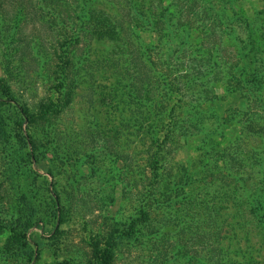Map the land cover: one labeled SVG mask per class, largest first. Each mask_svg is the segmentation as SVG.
I'll use <instances>...</instances> for the list:
<instances>
[{"label": "rangeland", "instance_id": "1", "mask_svg": "<svg viewBox=\"0 0 264 264\" xmlns=\"http://www.w3.org/2000/svg\"><path fill=\"white\" fill-rule=\"evenodd\" d=\"M118 1L97 0L98 10L107 18L109 31L113 29L114 20L122 15ZM210 2L218 8L217 14L224 15L218 26L225 27L228 10L220 8L222 5L217 0ZM6 4V0H0V83L11 92L12 104L21 103L34 112L52 102L58 110L52 114V135L47 139L49 149L43 144L40 147L44 155L39 172L22 179V184L41 214L55 187L60 197L57 213L59 216L61 212L62 216L54 229L48 226L50 229L43 231L34 227L28 232H37V243L31 241L27 253L15 247L7 248L4 244L7 233L0 235V264H91L93 244L103 243L114 229L127 228L132 219L138 217V204L143 198L150 204L155 190L162 192L154 197L156 201L162 202V195L170 200L161 208L146 207L149 224L165 226L157 235L160 243H152L156 237L151 236L146 226H141L134 236L122 239L121 245L114 249L112 264H153L158 250L161 264H264L262 109L251 103L236 114L233 121L226 123L217 121L210 110L204 118L197 117L195 134L182 140L180 149L163 152L166 154L163 164L168 168L157 180L159 185L152 188L146 185L145 178L153 172L150 168L153 141L148 134L149 119L141 118L145 114L143 94L146 92L138 95L139 78L133 80L132 91L130 78L119 70L121 61L117 51L121 42H114L111 34L106 38L81 35L73 55L78 66L77 81L70 100L64 103L67 99L63 94L55 92L56 74L48 55L54 43L50 38L55 32L50 25L52 12L34 8L24 22L21 17L18 41L4 42L6 33L2 29L8 21L5 13L13 14ZM262 19L264 21L263 15ZM141 38L149 45L157 43L154 34L141 33ZM167 38L166 35L159 45L160 50L154 51L153 56L163 61L170 58V63L174 64L171 65L174 80L177 79L174 85L181 88V95L173 93L168 106L172 108V104H177L185 109L201 102L207 94L203 85L213 77H216V92L224 98V82L220 79L224 75V63L230 60L225 53L229 42L224 39L221 49L214 44L219 50L211 51L210 75L205 72L187 81L186 74L196 72L197 66L193 64L207 56V50L197 45V31L190 33L188 42L192 45L185 49L178 48L177 42H183L181 37ZM165 42H174L171 46L176 49L174 54L166 48ZM191 59L192 65H189ZM262 66L264 70V59ZM170 78L153 71L150 83L158 86L156 92L161 94ZM132 94L140 99H131ZM148 95L149 92L146 97ZM178 97L181 101L175 103L174 98ZM242 100L238 94L231 98L227 95V99L221 101L208 96L204 106L208 109L216 106L222 111L229 105H243ZM257 109L260 119L255 117ZM23 128L26 129V124ZM45 134L37 131L35 135L45 138ZM15 158L17 164L18 157ZM5 159L0 154V221L11 218V211L16 210L18 203L12 199L15 197V166L9 169ZM48 169L52 174L47 173ZM187 178L195 181L184 186L185 195L179 197L165 185V179L171 180L169 185L173 188L172 181ZM31 249L33 254L29 258Z\"/></svg>", "mask_w": 264, "mask_h": 264}, {"label": "trees", "instance_id": "2", "mask_svg": "<svg viewBox=\"0 0 264 264\" xmlns=\"http://www.w3.org/2000/svg\"><path fill=\"white\" fill-rule=\"evenodd\" d=\"M217 1L221 3L219 5H222L220 8L226 7L229 12L223 28L218 25L221 21L220 18L224 15L216 13L218 8L214 7L210 0H119V7L122 10L120 18L123 17L121 20L120 18L114 20L113 29L109 31L106 25L107 18L102 16L98 10L97 0H36L35 2L32 0H6V6L11 8L13 14L5 13L8 21L3 25L2 32L6 33L4 42H17V35L21 30V17L24 22L23 19H26L34 8L48 9L52 12L50 25L55 32L50 34V38L54 43L50 45L48 55L49 62H52L53 65V73L56 74L57 88H55V92L63 94L67 99V101L64 100V103L70 100L77 81L78 66L73 55L77 43L81 41V35L84 38L90 36L93 38L96 35L106 38L111 34L114 42H121L117 51V58L121 61L119 70L130 78L129 85L132 91H134L133 80L139 78L141 85L136 88L139 91L138 95L140 92H146L143 94L146 99L144 100L146 103L145 114L141 118L147 117L150 122L148 134L153 141L150 148L152 149L150 151L152 157L150 168L153 172L150 177L145 178V181H147L146 185L153 188V186L159 185L157 180L168 168L163 164L166 158L164 153L173 148L180 149L179 145L182 140H188L190 135L195 134L194 129L199 121L197 117L204 118L208 110L213 113L212 115L217 121L226 123V121H233L236 114L245 110L252 103V106L262 109V118H264V70L262 68L264 0ZM37 5H40L39 8ZM63 12H65L64 15ZM193 31L198 33L199 42L197 45L199 48L207 50L208 54L199 60L193 59L196 60L193 64L197 66H195L196 72L186 74L185 79L190 81L194 77L204 75L205 72L210 75L211 69L208 64L211 66L213 63L211 51L212 49H221V44L225 39L226 42H229L225 53L229 54L230 60L224 63V75L220 81L224 82L226 96L223 98L216 92V77L211 80L208 78L207 83L202 84L207 93L205 94L206 98L189 108L183 109L182 105L177 104H172L171 108L168 105L171 102L172 94L181 95V88H175L177 79L174 80V70L171 66L174 64L170 63V58L163 61L161 58H155L153 54L157 52V49L160 50L159 45L162 44L166 35L168 40L181 37L183 42H177L178 48H187L192 45L188 42V38ZM141 33L154 34L157 43L147 44L142 40ZM165 43L167 44L166 48L174 54L176 49L171 48L174 42ZM214 44H217L219 48ZM229 47L231 50L228 49ZM193 60L189 61V65H192ZM213 65H215V61ZM180 69H182V65ZM153 71L158 72L162 77H171L166 82L168 87L161 94L160 91L156 92L158 86L153 87L150 83ZM127 91L129 92V90ZM147 92H149L148 97H146ZM236 94L239 99H243V105L237 107L229 105L228 109L225 108L222 111L216 109V106L213 109L204 106V100L208 99V96L211 100L221 101L226 100L227 95L231 98ZM138 95L132 94L130 98H138ZM11 100H13L11 92L7 86L0 83V154L6 158L5 162L9 169H13L15 166L13 173L16 178L13 191L15 197L12 198V194L9 196L18 201L16 210L11 211V218L0 221V235L7 233V238L4 241L7 248L15 247L17 250L22 249L27 253L28 244L31 241L37 243V232L32 231L28 234L32 228H41L43 231L46 228L54 229L57 219L59 222L61 221L62 213L60 212L59 216L57 213L60 197L55 187L54 193L49 194L46 208L41 214L34 207L28 197V190H25L22 184L24 181L22 179L37 175L39 172L41 157L44 155L41 153L40 147L42 144L43 147H47L50 143L48 140L52 135L51 129L54 122L52 114H56L58 110H56V105L50 102L48 105H41L40 110L32 112L21 103H10ZM179 101H181V97L174 98L175 103ZM258 109L255 112L256 119L261 117ZM23 124H26V129L23 128ZM37 131L45 132V138L37 137L35 135ZM15 157H18L17 164ZM118 157H122V154H118ZM47 171L52 174L51 169ZM170 176L171 172H169V178ZM168 179H165V185L174 191L173 193H176L177 197L185 195L184 186L195 181L191 178L172 181L173 188H170L171 180L168 181ZM44 181L47 182V178ZM155 191L157 194L154 192L153 201L150 204L145 202L144 198L141 200L138 204V217L133 218L127 228L121 231L114 229L104 238L103 243L96 241L93 244L91 264H112L114 249L121 245L122 239L134 236L141 226H146V229L152 234L151 236L156 237L154 240L152 239V243L156 242V245L160 243L157 235L165 226H159L157 223L149 224L150 216L146 207L161 208L163 203L170 200H166L162 195V202L156 201V195L162 192ZM62 209L61 207L59 211ZM50 223L51 225H49ZM163 223L167 224L166 221ZM159 252L158 250L157 255L153 257V264H161ZM28 254L31 258L33 250L31 249Z\"/></svg>", "mask_w": 264, "mask_h": 264}]
</instances>
